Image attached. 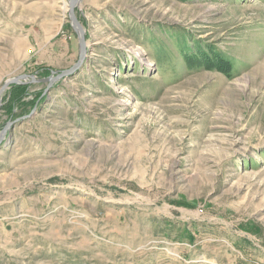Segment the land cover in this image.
<instances>
[{
    "label": "rangeland",
    "instance_id": "1",
    "mask_svg": "<svg viewBox=\"0 0 264 264\" xmlns=\"http://www.w3.org/2000/svg\"><path fill=\"white\" fill-rule=\"evenodd\" d=\"M75 12L0 0V264L264 262V0Z\"/></svg>",
    "mask_w": 264,
    "mask_h": 264
},
{
    "label": "water",
    "instance_id": "2",
    "mask_svg": "<svg viewBox=\"0 0 264 264\" xmlns=\"http://www.w3.org/2000/svg\"><path fill=\"white\" fill-rule=\"evenodd\" d=\"M79 0H70V17H71V21L72 24L75 28V30L78 32L79 37H80V47H81V51H80V60L78 63H76V65H74L71 69L68 70H64L60 76L63 75H67L72 73L76 68L79 67L81 61L84 60L85 58V53H86V38H85V30L83 28V25L80 23V21L78 20L77 16H76V12H75V7L77 5ZM59 76V77H60ZM58 78V77H57ZM56 78V79H57ZM51 78H47L44 79V81H50Z\"/></svg>",
    "mask_w": 264,
    "mask_h": 264
},
{
    "label": "bare ground",
    "instance_id": "3",
    "mask_svg": "<svg viewBox=\"0 0 264 264\" xmlns=\"http://www.w3.org/2000/svg\"><path fill=\"white\" fill-rule=\"evenodd\" d=\"M2 92H3V90L0 91V103H1V95H2ZM249 264H264V262H250Z\"/></svg>",
    "mask_w": 264,
    "mask_h": 264
},
{
    "label": "trees",
    "instance_id": "4",
    "mask_svg": "<svg viewBox=\"0 0 264 264\" xmlns=\"http://www.w3.org/2000/svg\"><path fill=\"white\" fill-rule=\"evenodd\" d=\"M13 87H14V89H17V90L18 89H22L20 93H22V91L24 92V87L23 86L14 85Z\"/></svg>",
    "mask_w": 264,
    "mask_h": 264
},
{
    "label": "built area",
    "instance_id": "5",
    "mask_svg": "<svg viewBox=\"0 0 264 264\" xmlns=\"http://www.w3.org/2000/svg\"><path fill=\"white\" fill-rule=\"evenodd\" d=\"M254 262H260V261H254Z\"/></svg>",
    "mask_w": 264,
    "mask_h": 264
}]
</instances>
